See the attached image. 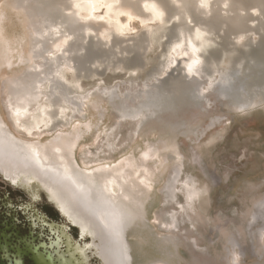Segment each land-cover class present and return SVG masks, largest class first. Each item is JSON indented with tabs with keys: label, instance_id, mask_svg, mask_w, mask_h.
<instances>
[{
	"label": "rangeland",
	"instance_id": "rangeland-1",
	"mask_svg": "<svg viewBox=\"0 0 264 264\" xmlns=\"http://www.w3.org/2000/svg\"><path fill=\"white\" fill-rule=\"evenodd\" d=\"M53 2L0 0V113L20 138L23 135L6 111L4 83L25 69L22 59L29 56L31 25L37 20L34 10ZM68 15L59 7L50 12L55 23ZM186 25L193 26L179 19L152 23L151 29L139 21L131 23L135 29L120 36L127 41L123 47L148 33V50L120 54L115 49L116 55L103 58V63L88 65L79 84L69 85L75 95L87 97L78 102L83 104L79 121L70 120L68 126L60 123L61 128L47 132L42 142L61 144L62 134L85 130L75 147L82 168L84 150L94 152L90 160H100L109 169L123 161L140 166L133 179L139 201L136 217L123 233L130 264H264V238L258 234L264 226V43L259 34L251 33L241 41L234 36L215 37L207 51H198L204 67L199 79L189 73V56H176L173 62L175 50L184 48L194 56L189 45L175 44L179 29ZM105 42L101 39L100 48L108 53L110 45ZM7 58L10 66L3 64ZM224 75L241 85L230 97L216 90ZM175 83H195L200 88L195 94L186 92L177 102L173 99L177 91L170 88ZM163 87L170 90L162 109L140 116L139 121L120 118L118 108L126 97L133 106L140 101L138 95ZM105 88L115 93L113 100L102 93ZM175 170L180 175L172 190L167 185ZM188 178L199 188L197 201L191 204L183 185ZM7 180L0 173V227L13 234L11 241L37 243L58 258V264L61 256L71 264H103L97 241L82 233L36 183ZM113 190L117 195L115 184ZM169 190L173 197L167 195ZM172 215L176 225L167 228Z\"/></svg>",
	"mask_w": 264,
	"mask_h": 264
},
{
	"label": "bare ground",
	"instance_id": "bare-ground-1",
	"mask_svg": "<svg viewBox=\"0 0 264 264\" xmlns=\"http://www.w3.org/2000/svg\"><path fill=\"white\" fill-rule=\"evenodd\" d=\"M58 7L70 15L62 22L55 23L50 18V12ZM34 11V18L38 21H33L31 25L29 56L22 59L25 69L21 75L9 78L4 83L6 111L23 136L17 137L0 113V173L13 183H36L82 233L89 234L97 241L103 264H130L123 233L136 217L134 209L139 201L133 179L140 172V166H128L123 161L109 169L100 160H90L94 152L84 150L82 168L75 147L82 137L80 131L85 133V130L62 134L64 138L61 144L56 142L49 145L43 143L42 138L47 132L58 129L60 123L68 126L70 120L79 121L77 118L82 115L83 104L78 102L87 97L84 94L75 95L69 85L79 84L88 65L101 64L103 58L116 55L117 51L120 54H131L148 50V33V36L137 38L132 45L123 47L127 41L120 36L135 29L131 23L139 21L149 29L152 23L168 24L175 19L193 24L192 27L186 25L179 29L180 40L175 44L189 45L194 56H190L184 48L181 51L175 50L173 62H176V56H189L192 61L188 65L189 73L199 78L204 67L201 62L203 57L198 51L206 50L214 44L215 37L229 39L234 36L235 40L241 41L251 33L259 34L264 43V35L261 34L264 31V0H54L49 7ZM221 32L223 36L219 35ZM93 37L97 42H92ZM101 39L110 45L108 53L100 48ZM3 64L10 66V59L7 58ZM261 64L264 66V58ZM232 78L224 75L218 79L215 86L219 94L230 97L238 92L241 85ZM197 86L195 83L190 86L184 83L172 84L170 88L178 94L173 99L180 102L186 92L195 94ZM80 88L83 89L82 86ZM170 88L145 91L137 96L140 101L133 106L127 103L129 97H126L118 108L120 118L136 120L140 116H152L169 102L165 93ZM102 93L111 100L115 98V93L109 89H103ZM57 120L60 122L57 123ZM89 128L90 124L86 125L87 131ZM91 163H94L92 167L89 166ZM127 167L132 170L129 171ZM179 175V171L175 170L167 187L173 190ZM114 184L118 189L117 195L113 190ZM183 185L187 188V202L191 204L199 194L197 183L188 178ZM172 192L167 191V195L173 197ZM175 225L176 216L172 215L165 227L172 228ZM258 234L264 238V226ZM35 258L38 264H55L52 258L47 260L41 254ZM61 258V264H71L63 256Z\"/></svg>",
	"mask_w": 264,
	"mask_h": 264
},
{
	"label": "flooded vegetation",
	"instance_id": "flooded-vegetation-1",
	"mask_svg": "<svg viewBox=\"0 0 264 264\" xmlns=\"http://www.w3.org/2000/svg\"><path fill=\"white\" fill-rule=\"evenodd\" d=\"M11 238L13 234L0 227V264H27L28 261L35 264L36 254H42L46 258L51 256L58 264V258H55L45 247L27 240L11 241Z\"/></svg>",
	"mask_w": 264,
	"mask_h": 264
}]
</instances>
